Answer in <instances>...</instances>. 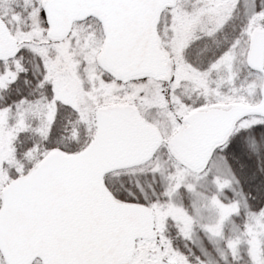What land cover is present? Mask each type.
Returning a JSON list of instances; mask_svg holds the SVG:
<instances>
[{"label":"snow or ice","instance_id":"obj_1","mask_svg":"<svg viewBox=\"0 0 264 264\" xmlns=\"http://www.w3.org/2000/svg\"><path fill=\"white\" fill-rule=\"evenodd\" d=\"M0 264H264V0H0Z\"/></svg>","mask_w":264,"mask_h":264}]
</instances>
